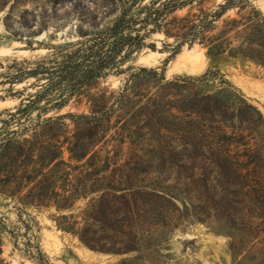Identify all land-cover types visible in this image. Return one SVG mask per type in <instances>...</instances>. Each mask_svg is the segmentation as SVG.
<instances>
[{
    "label": "trees",
    "instance_id": "1",
    "mask_svg": "<svg viewBox=\"0 0 264 264\" xmlns=\"http://www.w3.org/2000/svg\"><path fill=\"white\" fill-rule=\"evenodd\" d=\"M26 1L0 0L2 26L12 39L44 29L39 24L31 30L35 17L24 20L27 10L19 7ZM47 2L54 30L69 22L70 32L56 44L38 43L47 50L42 56L0 64V84L31 80L32 90L7 92L20 102L0 120V197L17 210L49 207L59 196L50 169L64 163L62 147L70 158H84L106 135L110 117L118 112L119 122L129 125L126 104L143 99L138 111L155 113L154 125L139 127L140 134L123 129L153 146L151 154L108 161L75 176L70 194L83 205L52 217L56 229L90 251L124 255L154 248L157 235L198 224L226 240L231 264H264L263 113L218 69L166 81L155 68H122L158 33L174 38L179 48L201 45L211 61L243 58L264 70V14L251 0ZM62 7L64 13L57 14ZM124 72L114 107H98L91 116L41 118L87 84Z\"/></svg>",
    "mask_w": 264,
    "mask_h": 264
},
{
    "label": "rangeland",
    "instance_id": "2",
    "mask_svg": "<svg viewBox=\"0 0 264 264\" xmlns=\"http://www.w3.org/2000/svg\"><path fill=\"white\" fill-rule=\"evenodd\" d=\"M52 1V0H50ZM57 2L64 0H56ZM11 5V2H9ZM251 5L264 14V0H251ZM8 7V5H7ZM27 10L25 21L35 17L31 30H37L39 24L44 29L39 35L21 37L20 40L12 39L2 26L3 14L0 12V64L12 58L28 59L42 56L47 53L44 44H56L61 41L60 35L66 36L71 30V24L66 22L58 24L61 28L55 31L54 19H49L51 6L47 0H27L19 7ZM64 8H58L57 14H63ZM234 12H230L233 14ZM186 11L179 12L184 16ZM12 17H8L7 23ZM49 19V20H48ZM56 19V17H55ZM51 21V22H48ZM46 23V25H44ZM48 36L52 37L51 40ZM151 46L144 47L140 52L133 54V59L122 66L155 68L158 73H163L166 81L175 78L197 77L211 70L218 69L231 86L238 89L248 102L256 106L264 115V70L246 59L223 58L217 62L211 61L206 56V50L199 44L192 46H176L174 38L164 34H155L146 40ZM27 44L30 49L26 50ZM0 71L2 72L1 68ZM131 71V70H130ZM128 71V72H130ZM127 77V72L120 75H108L104 79L87 84L78 94L74 95L68 103L60 109L42 113L41 118L53 117L61 114H91L101 108L114 104V95L122 87ZM31 80L15 83L11 87L0 84V120L6 111L15 109L20 102L16 97L7 96V92L14 93L25 88V94L32 90L27 88ZM151 92L157 91L153 86ZM143 99L132 100L126 104L130 111L129 125L122 124L115 112L110 117L111 126L106 135L97 143L96 147L84 158L72 159L62 147L60 159L64 162L60 167L50 169V183L57 191L58 197L49 202L45 208H24L17 210L16 205L9 199L0 197V264H39L48 261L50 264H231L227 252L225 239L221 236L207 232L198 224L189 225L183 229H175L171 234L157 235V245L140 253L124 255H108L86 249L76 238L63 231L57 230L52 217L68 214L69 207L72 212L83 205V200L76 199L70 194V185L75 182V176H85L86 171L100 169L108 161L131 159L140 155L147 158L152 147L145 141L138 140V134L144 131L139 127H152L155 113L138 111L145 105ZM114 107V106H113ZM154 111V110H152ZM36 112L31 113L32 118ZM68 129H71L69 120L65 119ZM131 124V125H130ZM126 129H134L138 133L127 137ZM120 134V136H119ZM147 155V156H146Z\"/></svg>",
    "mask_w": 264,
    "mask_h": 264
},
{
    "label": "water",
    "instance_id": "3",
    "mask_svg": "<svg viewBox=\"0 0 264 264\" xmlns=\"http://www.w3.org/2000/svg\"><path fill=\"white\" fill-rule=\"evenodd\" d=\"M202 227V226H201ZM202 228H204V227H202ZM205 229V228H204ZM206 230V229H205Z\"/></svg>",
    "mask_w": 264,
    "mask_h": 264
}]
</instances>
